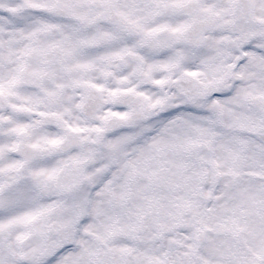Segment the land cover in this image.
<instances>
[{
    "label": "snow or ice",
    "instance_id": "1",
    "mask_svg": "<svg viewBox=\"0 0 264 264\" xmlns=\"http://www.w3.org/2000/svg\"><path fill=\"white\" fill-rule=\"evenodd\" d=\"M0 264H264V0H0Z\"/></svg>",
    "mask_w": 264,
    "mask_h": 264
}]
</instances>
